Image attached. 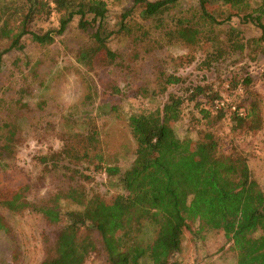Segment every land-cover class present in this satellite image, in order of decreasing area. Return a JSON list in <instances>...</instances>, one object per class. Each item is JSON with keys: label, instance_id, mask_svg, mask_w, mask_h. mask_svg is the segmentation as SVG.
<instances>
[{"label": "trees", "instance_id": "16d2710c", "mask_svg": "<svg viewBox=\"0 0 264 264\" xmlns=\"http://www.w3.org/2000/svg\"><path fill=\"white\" fill-rule=\"evenodd\" d=\"M178 1L132 0V7L114 27L106 23L108 7L103 0H26L27 6L19 10L22 20L12 28L10 19L0 13V39L10 40L7 50L22 49L24 35L48 46L54 41L52 33L62 34L76 18L84 37L73 56L87 73L101 70L105 76L102 102L93 108L99 92L95 84L84 81L85 91L75 106L78 113L58 133L60 147L35 157L41 172L58 181L54 191L31 200L25 185L0 184L1 206L15 213L30 210L39 214L51 230L50 237L43 235L44 256L38 264H84L92 257L99 264H142L140 259H147L148 264H182L175 256L181 251L186 229L194 242H204L208 234H223L237 264H264V189L252 175L245 154L235 145L224 150L215 132L199 148L192 138L176 134L174 124L182 117L184 102L196 100L202 89L189 87L188 98L170 92L184 79L167 69V62L174 68L190 65L199 51V65L209 68L213 62L243 52L250 43L264 40V0H197V7L168 16L169 7ZM212 1L229 5L233 14L258 26L261 36L245 40L240 30L229 25L231 14L208 11ZM52 12L59 14L57 30L38 34L29 29L35 18ZM114 36L126 39L124 49L110 45ZM174 45L188 52L164 57L166 48ZM41 63L37 60L29 69L31 82L40 77ZM120 78L128 81L135 98L163 99L160 106L128 116L127 128L135 147L124 172L119 165L124 151L103 148L97 122L102 116L120 117L118 102L110 101L123 95L117 84ZM23 79L16 95L0 98V166L4 164L5 170L0 183L10 180L13 173L12 166V171H6L20 143V119L27 118L31 124L33 120V111L22 102L31 82ZM242 83L250 86L252 78L246 76ZM212 110L223 113L214 106ZM263 110L261 100L253 98L245 116L234 115V119L238 126L248 125L253 131L261 126ZM199 113L203 119L211 116L209 109ZM83 164L108 178L117 177L124 192L105 199L89 194L81 184L91 179L83 173ZM63 200L77 208L64 210ZM147 224L153 226L150 240L143 238ZM193 225L196 230L191 229ZM1 234L9 237L10 228L0 215ZM19 261L20 251L13 245L4 264Z\"/></svg>", "mask_w": 264, "mask_h": 264}, {"label": "rangeland", "instance_id": "374dc122", "mask_svg": "<svg viewBox=\"0 0 264 264\" xmlns=\"http://www.w3.org/2000/svg\"><path fill=\"white\" fill-rule=\"evenodd\" d=\"M103 1L108 7L106 23L110 27H114L121 19L122 13L132 7V0ZM197 4V0H180L173 7H169L167 15L171 16V13L197 7ZM25 6H27L26 0H0V13L3 18L10 19L9 28L18 26L22 20L19 10ZM207 9L209 12L231 14L229 25L240 30L245 40L259 38L262 34L258 26L243 21L241 16L233 14L234 10L222 1L210 2ZM58 28L59 14L55 12L50 16L37 17L29 25V29L38 34L54 32ZM52 34L54 41L45 47L36 44L29 35H24L21 38L22 49L7 50L10 40L0 39V98L16 95L15 91L24 84L23 77L31 82L29 69L33 63L37 60L42 62L38 66L40 77L37 81L31 82L30 93L22 97V102L33 111L32 124L27 118L20 119V143L16 147V155L8 161L6 171H12V166L13 173L10 180H1L0 183L8 184L12 188L25 185L28 189L26 194L31 200L46 197L58 184L50 174H43L42 168L35 165V157L60 147L58 133L68 126L69 119L78 113L75 106L85 91L83 82L93 87L95 84L99 92V97L94 96L93 108L104 98L102 96L104 73L101 70L87 73L73 56L77 42L84 37L77 28L76 18L62 34ZM125 42L124 37L114 36L110 40V45L114 49L122 50L125 48ZM187 52L188 50L181 45L169 46L164 52V57L178 56ZM201 60L202 54L199 51L195 54L193 62L184 68H174L176 66L167 62L168 71L175 70L184 79V83L170 88V92L188 98L189 87L199 86L202 89L196 100L184 102L182 117L174 124L175 132L180 137L192 138L196 148L206 146L210 132H215L224 150L235 145L245 154L252 175L264 189V110L261 126L253 131L248 129V125L238 126L234 115L226 112L214 113L215 111L212 110L214 101L222 99L234 103L245 113L253 98L260 99L264 105V40L257 44L250 43L243 52L213 62L209 68H202L199 65ZM246 76L252 78L250 86L242 83ZM42 78L43 83L40 82ZM117 84L123 95L113 97V101H110L118 102L120 117L102 116L97 122L101 128L103 148L113 152L124 151V155L119 158V165L124 172L130 167L135 147L127 128L128 116L135 111L150 110L160 106V101L163 99L135 98L125 78H120ZM214 95L218 97L212 100ZM202 108L211 111L208 119H203L199 113ZM81 110L82 107L79 108V111ZM3 165L0 166L1 176L5 173ZM81 169L84 174L91 177L90 180L81 182L89 194L105 199L115 193L124 192L117 177L108 178L104 172L95 171L86 164H83ZM61 206L67 211L77 208L66 200L62 201ZM0 215L10 228L9 237L0 235V264L8 261L10 248L13 245L20 251L19 264H38L44 256L43 235L47 233L51 236V230L45 226L42 216L30 210L15 213L1 205ZM195 228L194 225L191 227L196 230ZM183 235L181 251L175 256L180 263L237 264L223 234H208L204 242H194L189 229H186ZM152 236L153 226L147 224L143 238L150 240ZM140 260L142 264H148L147 259ZM99 262L92 257L84 264H99Z\"/></svg>", "mask_w": 264, "mask_h": 264}, {"label": "built area", "instance_id": "2783aa9c", "mask_svg": "<svg viewBox=\"0 0 264 264\" xmlns=\"http://www.w3.org/2000/svg\"><path fill=\"white\" fill-rule=\"evenodd\" d=\"M53 5V3H50ZM226 101L222 100H216L214 101V109L222 112H226L231 115H237L239 117L245 116V111L239 107H237L234 103L228 102L227 99Z\"/></svg>", "mask_w": 264, "mask_h": 264}]
</instances>
